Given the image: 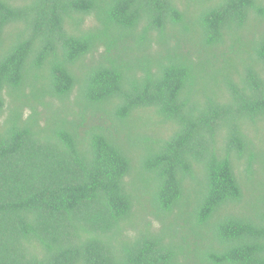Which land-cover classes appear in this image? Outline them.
Masks as SVG:
<instances>
[{"label": "trees", "instance_id": "16d2710c", "mask_svg": "<svg viewBox=\"0 0 264 264\" xmlns=\"http://www.w3.org/2000/svg\"><path fill=\"white\" fill-rule=\"evenodd\" d=\"M262 122L264 0H0V264H264Z\"/></svg>", "mask_w": 264, "mask_h": 264}, {"label": "rangeland", "instance_id": "374dc122", "mask_svg": "<svg viewBox=\"0 0 264 264\" xmlns=\"http://www.w3.org/2000/svg\"><path fill=\"white\" fill-rule=\"evenodd\" d=\"M259 127L261 130L257 129V131L253 132V134L256 136L257 140H262L264 139V122H262ZM158 131H162L164 133L170 132V125L160 124L158 126L152 127L149 132L150 134H155Z\"/></svg>", "mask_w": 264, "mask_h": 264}]
</instances>
